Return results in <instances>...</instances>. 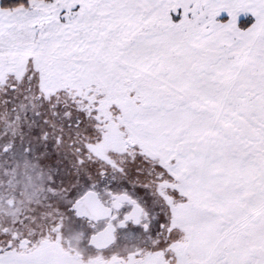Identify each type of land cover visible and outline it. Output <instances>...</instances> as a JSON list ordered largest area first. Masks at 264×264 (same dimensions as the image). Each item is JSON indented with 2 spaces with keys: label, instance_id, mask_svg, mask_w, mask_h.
Segmentation results:
<instances>
[{
  "label": "snow or ice",
  "instance_id": "snow-or-ice-1",
  "mask_svg": "<svg viewBox=\"0 0 264 264\" xmlns=\"http://www.w3.org/2000/svg\"><path fill=\"white\" fill-rule=\"evenodd\" d=\"M0 264H264V0H0Z\"/></svg>",
  "mask_w": 264,
  "mask_h": 264
}]
</instances>
